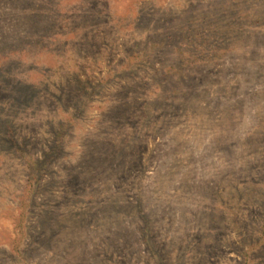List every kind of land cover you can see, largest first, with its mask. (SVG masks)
<instances>
[{
    "label": "rangeland",
    "instance_id": "374dc122",
    "mask_svg": "<svg viewBox=\"0 0 264 264\" xmlns=\"http://www.w3.org/2000/svg\"><path fill=\"white\" fill-rule=\"evenodd\" d=\"M0 264H264V0H0Z\"/></svg>",
    "mask_w": 264,
    "mask_h": 264
}]
</instances>
